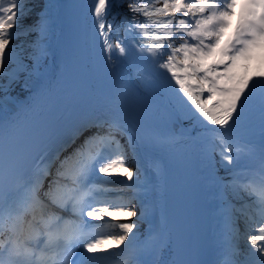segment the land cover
<instances>
[{
	"label": "snow or ice",
	"instance_id": "6c2138e0",
	"mask_svg": "<svg viewBox=\"0 0 264 264\" xmlns=\"http://www.w3.org/2000/svg\"><path fill=\"white\" fill-rule=\"evenodd\" d=\"M81 42L111 77L95 106L51 71ZM178 148L207 194L195 222L166 210ZM114 261L264 264V0H0V264Z\"/></svg>",
	"mask_w": 264,
	"mask_h": 264
},
{
	"label": "bare ground",
	"instance_id": "6f19581e",
	"mask_svg": "<svg viewBox=\"0 0 264 264\" xmlns=\"http://www.w3.org/2000/svg\"><path fill=\"white\" fill-rule=\"evenodd\" d=\"M64 0H59L60 3H63ZM44 4V0H40V5L41 7ZM30 20H26L25 23H31ZM26 92H22L19 88L16 89L15 92L12 93V96L14 98H17L19 95L22 96ZM92 100V105L95 106L97 104H102L105 102L106 99L103 98L102 94L98 90V87L94 84L93 89L90 95ZM12 101L7 102V107L9 108L10 104ZM184 127H187V124H184ZM181 131V125H176V132L179 135ZM258 131V130H257ZM84 135H88L87 132L84 133ZM80 140H83V136L80 138ZM77 143H80L78 140ZM184 161H185V166H186V171H187V180H186V186L188 189V197H189V205H190V214H189V219L191 222H195L197 220L196 215L198 214V209L200 206V200L202 199H207V194L206 190L204 189L202 185V180H201V174L197 169L196 162H195V156L193 151L190 148H180ZM147 162V158H145V163ZM144 230L140 229V236L144 233ZM113 264H117L114 263Z\"/></svg>",
	"mask_w": 264,
	"mask_h": 264
},
{
	"label": "rangeland",
	"instance_id": "374dc122",
	"mask_svg": "<svg viewBox=\"0 0 264 264\" xmlns=\"http://www.w3.org/2000/svg\"><path fill=\"white\" fill-rule=\"evenodd\" d=\"M233 20H234V18H233Z\"/></svg>",
	"mask_w": 264,
	"mask_h": 264
}]
</instances>
